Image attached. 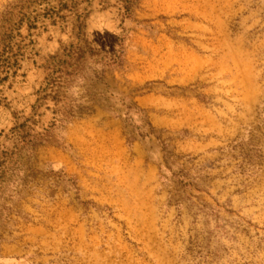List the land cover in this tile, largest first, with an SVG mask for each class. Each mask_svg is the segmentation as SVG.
Wrapping results in <instances>:
<instances>
[{
  "label": "rangeland",
  "instance_id": "374dc122",
  "mask_svg": "<svg viewBox=\"0 0 264 264\" xmlns=\"http://www.w3.org/2000/svg\"><path fill=\"white\" fill-rule=\"evenodd\" d=\"M127 1L0 0V264H264V0Z\"/></svg>",
  "mask_w": 264,
  "mask_h": 264
},
{
  "label": "trees",
  "instance_id": "16d2710c",
  "mask_svg": "<svg viewBox=\"0 0 264 264\" xmlns=\"http://www.w3.org/2000/svg\"><path fill=\"white\" fill-rule=\"evenodd\" d=\"M132 3H133V0H128V1H127V4H128V5H130V4H132ZM126 9H127V8H126ZM126 11H128V9H127Z\"/></svg>",
  "mask_w": 264,
  "mask_h": 264
}]
</instances>
